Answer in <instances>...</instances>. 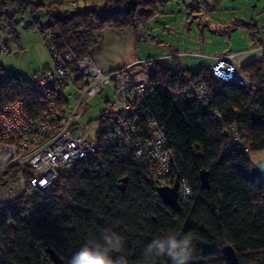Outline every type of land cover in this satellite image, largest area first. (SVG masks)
<instances>
[{
    "label": "trees",
    "instance_id": "trees-1",
    "mask_svg": "<svg viewBox=\"0 0 264 264\" xmlns=\"http://www.w3.org/2000/svg\"><path fill=\"white\" fill-rule=\"evenodd\" d=\"M84 1L83 8L73 9L63 6H75L79 0H0L4 33L0 36V112L20 100L29 114L39 116L47 106L35 84L40 75L54 70L66 54L76 60L94 55L105 28L132 31L137 45L142 41L137 29L147 31L149 22L173 0ZM205 4L192 5L189 15ZM27 12L35 13L32 24L53 58L52 66L31 78L2 65V57L12 53L11 45H19L15 17ZM43 14L46 21L40 25ZM240 24L249 29L258 47L264 45L252 21ZM262 55L241 64L248 79L241 85L216 79L211 64H182L176 54L171 64L145 59L134 65L137 73L148 76L152 87L140 114L131 115L135 131L144 140H151L156 128L163 132L173 156L171 172L191 187V196L179 199V210L159 198L155 181L134 155L135 144H114L104 134L105 107L98 118L94 154L59 169L53 184L36 190L31 202L25 194L0 199V264H54L48 249L69 264L81 246L106 229L122 238V252L117 255L125 256L128 264H141L146 245L169 233L192 237L189 264H225V245L232 247L239 264H264V176L250 157L251 151L264 149V50ZM69 85L74 98L82 87L79 79L63 82L60 110L71 107L69 92L63 91ZM18 170L12 165L1 171L0 182L16 176ZM201 170L207 172L209 187L200 186ZM32 204L38 208L37 215H28ZM153 264L171 261L162 257Z\"/></svg>",
    "mask_w": 264,
    "mask_h": 264
},
{
    "label": "built area",
    "instance_id": "built-area-1",
    "mask_svg": "<svg viewBox=\"0 0 264 264\" xmlns=\"http://www.w3.org/2000/svg\"><path fill=\"white\" fill-rule=\"evenodd\" d=\"M115 36L117 39L119 36L125 38L123 32L115 31ZM150 37L151 34L143 28L137 29L138 40L146 41ZM238 54L228 52L213 56L210 73L216 79L247 84V77L235 61ZM63 57L54 70H48L35 80L36 88L47 103L39 116L29 114L20 100L6 105L0 112L3 128L0 132V151H6L0 161V171L12 165L19 168L16 176L0 182V199L9 200L25 194L31 202L35 199L36 190L46 189L53 184L59 169L72 166L77 160L86 159L96 152V138L86 136L85 128L82 129L78 122L88 100L103 92L106 85L113 94V101L106 103L103 120V131L109 142L119 144L132 141L135 144L134 155L146 166L155 187L171 186L176 182L178 199H188L191 187L171 172L173 156L164 144L163 132L156 128L153 138L144 140L141 133L135 131L137 127L131 118V115L140 114L138 112L144 96L152 91L148 76L137 74L133 69L134 65L143 63L145 59L111 70L102 67L95 55H87L80 60L71 54ZM75 79L80 80L82 87L72 106L60 110L58 104L62 99V84L65 80ZM29 208L28 215L38 214L36 205L32 204Z\"/></svg>",
    "mask_w": 264,
    "mask_h": 264
},
{
    "label": "rangeland",
    "instance_id": "rangeland-1",
    "mask_svg": "<svg viewBox=\"0 0 264 264\" xmlns=\"http://www.w3.org/2000/svg\"><path fill=\"white\" fill-rule=\"evenodd\" d=\"M42 1L48 2L49 0ZM203 1L207 4L189 15L192 5H200ZM84 2V0H79L75 6L65 5L63 7L79 9L83 8ZM98 2L101 7V1ZM34 16L35 13L27 12L15 17L20 48L19 45L16 48V44H13V46L11 45L12 53L2 57V65L18 69L27 78H31L37 71L53 64V58H51L48 48L45 47L40 30L35 24H32ZM45 21L46 15L43 14L39 18V24L44 25ZM242 21H252L259 37L264 39V0H173L161 8L159 17L149 22L147 31L154 36L152 39L145 42L138 41L136 45L134 43L136 36L132 31H129L132 39L129 38L127 29H125L122 31L125 38L119 36L118 40L112 29L105 28L102 39L94 49V55L101 65L115 66V68L123 62L137 57L148 60L153 58L160 63L169 64L168 59H159L158 57L167 56L173 50L182 53L202 52L203 55L252 50L249 52L251 53L250 58L261 59L263 49L253 50L258 47L257 40L249 35V29L240 24ZM3 34V30L0 29V36ZM200 60L206 62L210 59H201L197 56L178 57L180 63L190 67H195L200 63ZM236 61L239 64L245 63L242 55L237 56ZM145 69L146 67L141 72H145ZM67 90L63 89L65 95L69 92L68 102L72 106L74 99L72 85H69ZM88 101L81 111L78 124L82 129L85 128L86 136L93 138L100 127L98 119L100 111L106 107L107 101H113L112 89L106 85L103 92ZM1 150L0 161L6 154L5 150ZM250 157L264 174V149L251 151ZM68 168L64 166L62 170Z\"/></svg>",
    "mask_w": 264,
    "mask_h": 264
},
{
    "label": "clouds",
    "instance_id": "clouds-1",
    "mask_svg": "<svg viewBox=\"0 0 264 264\" xmlns=\"http://www.w3.org/2000/svg\"><path fill=\"white\" fill-rule=\"evenodd\" d=\"M122 248V238L106 229L98 239H89L81 246L73 254L69 264H128L127 258L122 254L113 256V253H121ZM193 253L190 235L178 238L176 234L169 233L153 239L146 245L142 252L141 264H153L154 260L162 257L169 258L171 264H189Z\"/></svg>",
    "mask_w": 264,
    "mask_h": 264
},
{
    "label": "water",
    "instance_id": "water-1",
    "mask_svg": "<svg viewBox=\"0 0 264 264\" xmlns=\"http://www.w3.org/2000/svg\"><path fill=\"white\" fill-rule=\"evenodd\" d=\"M200 186L201 187H209L208 186V175L205 170H201L200 172ZM157 190V193L160 197V199L171 206L172 208L179 210L180 208V203L178 199V188H177V183H173L171 186H157L155 187ZM49 256L51 260L53 261L54 264H65L64 260H62L57 253H55L53 250L48 249ZM222 253L224 256V261L225 264H239L236 254L233 252L232 247L229 245H225L222 249ZM117 253H113V256L115 257Z\"/></svg>",
    "mask_w": 264,
    "mask_h": 264
},
{
    "label": "crops",
    "instance_id": "crops-1",
    "mask_svg": "<svg viewBox=\"0 0 264 264\" xmlns=\"http://www.w3.org/2000/svg\"><path fill=\"white\" fill-rule=\"evenodd\" d=\"M206 4H207V2H206ZM112 32H113V30H112ZM128 32V36H129V38L130 39H132V36L130 35L131 34V32H129V30L127 31ZM115 33V31L113 32V34ZM97 46H98V43H97ZM96 46V47H97ZM258 48V49H257ZM257 48H254L253 50H264V45L262 46V47H257ZM252 51V50H251ZM251 51H247V52H241V51H239V52H237V53H239L237 56H240V55H242L243 56V59L245 60V63H247V62H250L251 60H254V59H251L250 58V54L251 53H249V52H251ZM228 52H231V51H228ZM227 52V53H228ZM176 54V56H178V57H183V56H197V57H201V59L202 58H204V59H206V58H208V59H210V60H207L206 62H204V61H202V60H200V63L199 64H197V65H202V66H206V65H209V64H211L212 63V60H213V56H216V55H203V53L202 52H179V51H177V50H173L169 55H167V56H162V58L161 59H165V60H167L168 59V61H170V63L169 64H171V59H172V56L173 55H175ZM217 54H220V53H217ZM236 56V57H237ZM140 57H137V58H132V59H130V60H127V61H125V62H123L122 64L124 65V64H128V63H133V62H135L136 60H138ZM235 61H236V58H235ZM237 62V61H236ZM100 64V63H99ZM122 64H120V65H122ZM184 64V63H183ZM244 64V63H243ZM101 65V64H100ZM119 65V66H120ZM185 65H187V64H185ZM196 65V66H197ZM237 65H238V67H240L241 66V63L239 64L238 62H237ZM102 67H106V68H108V69H112V68H115V66H103V65H101ZM188 66V65H187ZM138 68V67H137ZM136 68V69H137ZM136 69H134L135 70V72H136ZM239 70H240V68H239ZM137 73V72H136ZM137 74H139V73H137ZM260 171V170H259ZM260 173H261V171H260ZM263 174V173H262ZM263 176H264V174H263Z\"/></svg>",
    "mask_w": 264,
    "mask_h": 264
},
{
    "label": "bare ground",
    "instance_id": "bare-ground-1",
    "mask_svg": "<svg viewBox=\"0 0 264 264\" xmlns=\"http://www.w3.org/2000/svg\"><path fill=\"white\" fill-rule=\"evenodd\" d=\"M169 149V148H168ZM169 151H170V149H169Z\"/></svg>",
    "mask_w": 264,
    "mask_h": 264
}]
</instances>
